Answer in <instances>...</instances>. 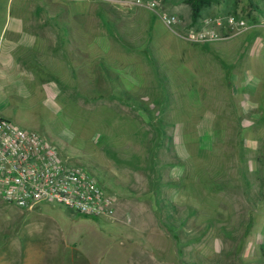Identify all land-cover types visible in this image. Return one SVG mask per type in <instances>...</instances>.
I'll return each instance as SVG.
<instances>
[{
  "label": "rangeland",
  "instance_id": "rangeland-1",
  "mask_svg": "<svg viewBox=\"0 0 264 264\" xmlns=\"http://www.w3.org/2000/svg\"><path fill=\"white\" fill-rule=\"evenodd\" d=\"M156 1V10L84 1L75 18L59 0H0V34L20 17L98 27L77 44L84 61L75 63L67 30L56 31L55 48L58 36L40 24L41 40L21 47L0 81V116L117 197L115 217L97 220L0 198V247L30 248L47 264H240L262 254L264 28L192 44L179 36L192 20L187 2ZM161 12L182 22L170 28ZM228 13L256 26L264 0H221L204 16Z\"/></svg>",
  "mask_w": 264,
  "mask_h": 264
},
{
  "label": "built area",
  "instance_id": "built-area-1",
  "mask_svg": "<svg viewBox=\"0 0 264 264\" xmlns=\"http://www.w3.org/2000/svg\"><path fill=\"white\" fill-rule=\"evenodd\" d=\"M82 1V0H79ZM122 6L136 4L156 10V0H95ZM161 21L168 27L182 21L177 14L161 12ZM255 25L240 14L204 17L195 26L189 25L179 36L192 44H207L238 37ZM5 32L0 34V60ZM0 198L23 211H34L41 205H54L89 218L116 214L117 197L100 185L85 167L71 164L58 148L38 132L23 129L0 116ZM93 220V219H91Z\"/></svg>",
  "mask_w": 264,
  "mask_h": 264
},
{
  "label": "crops",
  "instance_id": "crops-1",
  "mask_svg": "<svg viewBox=\"0 0 264 264\" xmlns=\"http://www.w3.org/2000/svg\"><path fill=\"white\" fill-rule=\"evenodd\" d=\"M58 1V0H57ZM60 4H62L63 8H61V11L67 12L70 9H74L76 11H72L71 12L74 14V17L78 18L80 16V12L82 13V9L84 8L83 6H81L82 3H84V1H89V0H59ZM100 2V1H95V0H91V2ZM72 4L70 6H67V4ZM57 5V4H54ZM80 5V7H78ZM87 7V6H86ZM43 24L44 27L46 28H51L53 30L52 33H50L49 35H52L55 38V40L53 42H55V48L57 47V45H59L60 40H59V34L61 35V33L58 32V34L56 35V31L60 30V29H65L67 30V41L68 42H72L71 44V51L74 53L73 56L70 58H76L79 61L75 62V63H82L83 57H81L83 54L81 52V50L78 48V46L81 44L84 46L85 41L83 42L84 36H88L90 34L91 38L93 39V31L98 29V27L94 28V24L92 22L86 21L84 22L83 20H72V21H65V20H61V21H57V22H49V21H36V22H31V21H26L24 19H22V17H20V19H17V21H15L13 24L8 23L6 26H4L3 30H6V34L5 37V43H4V48L1 54V60H0V81H4L5 80V75L6 72L8 71V69L11 67V61H13V57L14 55L20 51V48H30L31 45L34 46L35 42L38 41L39 37L35 36V29L36 28H40ZM48 24V25H46ZM42 26V27H43ZM48 26V27H47ZM2 30V31H3ZM88 30V31H86ZM38 35V33H37ZM40 39V38H39ZM92 39L90 40V42H87V44L91 43ZM41 40V39H40ZM59 40V41H58ZM45 41V40H44ZM48 41V40H47ZM78 41V42H76ZM49 43H44L45 46L48 47ZM78 44V46H77ZM256 47L255 45L252 46ZM251 48V51H252ZM51 49V48H49ZM52 50V49H51ZM24 51V50H22ZM251 51L249 52V50L247 49L246 52L251 56L252 53ZM84 52V51H83ZM88 55V54H87ZM22 56H28L26 53H23ZM29 57V56H28ZM27 57V58H28ZM26 58V59H27ZM87 60V59H86ZM251 77V78H248ZM247 78L249 81L253 82L254 78H258V76H254L253 72L251 73H247ZM6 81V80H5ZM252 87L254 85V82L251 84ZM248 91L251 92V89H248ZM0 203H2V200L0 199ZM11 242L8 243V245L6 244L5 246L0 247V264H47L46 262H44L43 256L42 254L38 255V259L36 256V251L32 250L30 248H28L27 250H22V247H18L17 245H10ZM217 245V241L216 240H211L210 243L207 245V247H212V246H216ZM34 249V248H33ZM16 255L14 259H9L10 254L12 253ZM240 252V251H239ZM18 253H20L18 255ZM13 257V255H12ZM251 259H253L252 261H247L242 259V262L240 261V264H258L259 262H264V248L262 249V254H257L251 257ZM220 264H224L223 262H220ZM264 264V263H261Z\"/></svg>",
  "mask_w": 264,
  "mask_h": 264
},
{
  "label": "trees",
  "instance_id": "trees-1",
  "mask_svg": "<svg viewBox=\"0 0 264 264\" xmlns=\"http://www.w3.org/2000/svg\"><path fill=\"white\" fill-rule=\"evenodd\" d=\"M185 1L191 7V19L192 20H191L189 25H193V26L197 25L199 23V21L205 17L204 13L206 10L212 8L216 4L221 3V0H185ZM105 5H107V4L102 3L100 5V9L109 13L110 9L108 10L106 8L108 6H105ZM127 99L129 100L128 96H127ZM77 215H78V217H82L85 219L97 220V218H89V217L82 216L79 214H77Z\"/></svg>",
  "mask_w": 264,
  "mask_h": 264
}]
</instances>
